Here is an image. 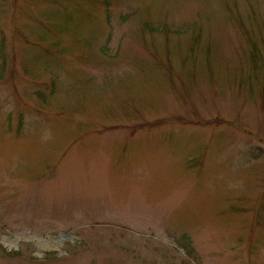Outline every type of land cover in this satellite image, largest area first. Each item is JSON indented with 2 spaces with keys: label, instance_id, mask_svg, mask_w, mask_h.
<instances>
[{
  "label": "rangeland",
  "instance_id": "rangeland-1",
  "mask_svg": "<svg viewBox=\"0 0 264 264\" xmlns=\"http://www.w3.org/2000/svg\"><path fill=\"white\" fill-rule=\"evenodd\" d=\"M0 264H264V0H0Z\"/></svg>",
  "mask_w": 264,
  "mask_h": 264
}]
</instances>
